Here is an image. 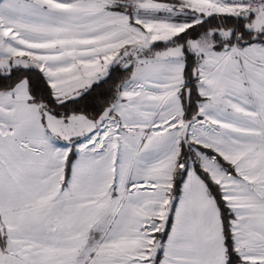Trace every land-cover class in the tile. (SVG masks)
Segmentation results:
<instances>
[{
    "label": "snow or ice",
    "instance_id": "obj_1",
    "mask_svg": "<svg viewBox=\"0 0 264 264\" xmlns=\"http://www.w3.org/2000/svg\"><path fill=\"white\" fill-rule=\"evenodd\" d=\"M0 264H264V0H0Z\"/></svg>",
    "mask_w": 264,
    "mask_h": 264
}]
</instances>
